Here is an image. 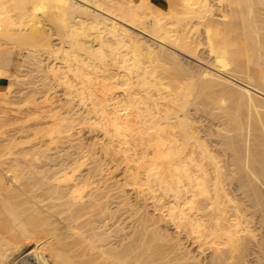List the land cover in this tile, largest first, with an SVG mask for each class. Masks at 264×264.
<instances>
[{
  "label": "bare ground",
  "instance_id": "bare-ground-1",
  "mask_svg": "<svg viewBox=\"0 0 264 264\" xmlns=\"http://www.w3.org/2000/svg\"><path fill=\"white\" fill-rule=\"evenodd\" d=\"M0 76V264H264V0H0Z\"/></svg>",
  "mask_w": 264,
  "mask_h": 264
},
{
  "label": "rangeland",
  "instance_id": "rangeland-1",
  "mask_svg": "<svg viewBox=\"0 0 264 264\" xmlns=\"http://www.w3.org/2000/svg\"><path fill=\"white\" fill-rule=\"evenodd\" d=\"M9 8H12V12L14 13V15H12L11 16V19L12 20H14V21H17L18 22V20L20 19V18H22V16L20 15V10H16V8L14 7H12V5H10L9 6ZM11 13V12H10ZM12 13V14H13ZM16 13H17V15H16ZM13 25H18V23H15V24H13ZM16 51H18V50H15V52H14V58L16 59L17 57H18V54H17V52ZM184 56V55H183ZM184 57H187V56H184ZM187 59H189L190 60V57H187ZM191 59H193V58H191ZM193 61H196V63H197V61H198V63H199V60H197L196 58H194V60ZM200 65H203V64H205V62L203 63V61L202 62H200L199 63ZM204 66V65H203ZM206 67H208V68H211L209 65H207V63H206ZM213 70V69H212ZM7 82V79H5V82H4V84ZM37 83H39V81H37ZM3 84V85H4ZM38 86H41V83L40 84H38ZM41 89L42 90H44L42 87H41ZM54 89V88H53ZM53 89L52 90H49V93H51L50 91H52V93L50 94V96H52L53 95V93H54V91H53ZM56 89V88H55ZM192 90H194L195 91V89H192ZM17 92V91H16ZM16 92H12L11 94H9V97H8V99H9V101L11 100H13L12 101V103H11V101H10V104H12V105H10V104H7L8 106H11L12 107V109H13V107H15L16 105H18V106H20V111H19V113L23 110V108L26 106L25 104H23V100H20V99H23L24 97L26 98V95L28 94V92L26 93V92H24L25 94H23V93H20L19 94V92L18 93H16ZM57 96H59L57 93H55ZM14 95V96H13ZM19 95H21V96H19ZM56 95H54V96H56ZM11 96H13V98L11 97ZM15 96H17V98H16V101H15V99H14V97ZM19 96V97H18ZM38 96V95H37ZM201 96L202 95H200L199 97L201 98ZM11 97V98H10ZM28 97V96H27ZM62 97V96H61ZM220 97H223L224 99H225V101L223 102V104H224V107H222V108H220V109H218V107H217V104L219 103V101H218V99H220ZM19 98V99H18ZM24 98V99H25ZM39 99H38V101H40L41 99H40V97H38ZM37 100V99H36ZM22 101V102H21ZM203 101L205 102V103H207V105L208 106H210L211 108H213L214 110H216V111H218V113H220V115H222L223 117H225V118H227V119H229V121H231L230 123H232L233 122V124L236 126V125H238V126H240V125H242V128L241 127H238L237 126V128H240V130L239 131H241V129L242 130H245V128H243V127H245L246 125H244L245 124V120L244 119H246V114H245V109H244V104L242 103V102H239V101H237L235 98H234V96L232 95V94H230V93H226V92H222V91H218V90H216V91H214L213 93H208V94H206V96H205V98H203ZM17 102H20V103H17ZM37 102V101H36ZM1 103V102H0ZM30 104L31 103H29L27 106H30ZM6 105V106H7ZM0 106H1V104H0ZM27 106L24 108L25 110L22 112V113H25L26 111H27ZM31 106H32V104H31ZM31 106H30V108H31ZM10 107V108H11ZM22 109V110H21ZM221 109H223V110H227L226 112H224L223 110H221ZM1 110V109H0ZM1 112V111H0ZM10 112H12V111H7L6 113L7 114H5L6 116L4 117V120L3 121H1V124H0V140H2V139H5L6 141L7 140H9V143L7 144L8 146H11V148H10V150H16L17 148L16 147H19V146H22V142H20V141H26V140H28V139H30V136H24V133L23 132H18V130L20 129L19 128V123L21 122V120L23 119V118H25V116H24V114H19L18 112H12V113H10ZM9 113H10V115H9ZM11 114L13 115V114H15V115H13V116H11ZM200 115V116H203L204 114H202V113H197L196 115H195V117H197V115ZM224 114V115H223ZM19 115V116H18ZM15 116V118H12V117H14ZM16 116H18V117H16ZM204 118L206 117L205 115L203 116ZM203 117H197V118H199L200 120H201V122H203L204 120V123L206 124V123H208V122H206L207 121V117H206V119H204ZM17 118L19 119L18 121H20V122H18L17 121ZM7 119V120H6ZM11 119V120H10ZM13 119V120H12ZM202 119H204V120H202ZM6 121V122H5ZM203 123V124H204ZM230 125H232V124H230ZM229 125V128H231V130H235L233 127L234 126H230ZM17 126V127H16ZM82 126V125H81ZM15 127V128H14ZM86 128V129H83V128ZM10 128H13V129H10ZM17 128H19L18 130H17ZM233 128V129H232ZM10 131H9V130ZM85 130V133H84V131L83 130ZM82 131H83V134H82V131L80 130L79 132H80V134H81V136L82 135H84V137H83V139L85 140L84 142H83V139L81 138V137H79V138H81L82 140H81V142L82 143H84L85 144V147L86 148H88L87 147V140L89 141L88 143H89V145L88 146H90V144H91V141H92V139H91V136L92 137H94L93 138V141H92V145H91V147H89V149H91L92 147L94 148L95 146H96V143L95 142H97V141H95L94 139H95V135H93V134H96L98 137L100 136V134H101V137H100V139H98V144H97V146L96 147H98V146H100V144L103 142V140H104V136L102 137V133L99 131V130H94V129H92V130H94L95 132H92V130H91V128H89V127H87V126H83L82 127ZM88 129H90V130H88ZM6 130H7V132H6ZM238 130V129H237ZM3 131V132H2ZM13 131V132H12ZM20 131V130H19ZM92 133V135H90V133ZM97 131H98V133H97ZM8 132H12V133H8ZM15 133V134H14ZM86 133H88V134H86ZM10 134V136L11 137H8L7 135H9ZM13 134V135H12ZM17 134V135H16ZM21 134H23V135H21ZM79 133H77V136H79L80 135ZM4 135H6L7 136V139H6V136H4ZM16 135V136H15ZM24 136V137H23ZM97 136H96V138H97ZM87 137V138H86ZM89 138V139H88ZM103 140H102V139ZM91 139V140H90ZM20 140V141H19ZM101 141V143H99L100 141ZM2 141H4V140H2ZM14 141V142H13ZM18 142H20V145L18 146V145H15V144H17ZM94 142V143H93ZM5 142H0V151L1 150H5V149H7V147H5L6 146V144H4ZM13 144V145H11V144ZM87 144V145H86ZM94 144H95V146H94ZM24 146H26L27 144L25 143V144H23ZM96 147H95V149H96ZM93 148L91 149V150H93ZM98 150H99V148H97ZM17 150H19V148L17 149ZM98 150H96V151H98ZM6 151V150H5ZM100 152V151H99ZM99 154V153H98ZM259 155H262V157L261 156H259ZM258 156L259 157H261L262 159L264 158V152L261 154V153H259L258 154ZM106 159V161H108V163H107V165L106 164H104V165H106V167H104V169H105V171H107L108 169H106V168H108L109 166L110 167H113L114 169L113 170H116V173L113 171V170H111V172L113 171V175L110 173V170H108L109 171V173H108V171H107V173L110 175H106V176H109V178L111 177V179H113L115 176H117V175H120V176H123L124 174V176H126V173H123L124 171V167H123V165H125V164H121V163H123L124 161H120L119 162V165L117 164L118 163V161H116L115 160V162L114 161H112L111 162V160L109 161L107 158H105ZM263 161H264V159H263ZM114 162V163H113ZM117 162V163H116ZM112 163V165H115V166H119V169L117 170V169H115V167L114 166H111V165H109L108 166V164H111ZM116 163V164H115ZM125 163V162H124ZM263 163V165H264V162H262ZM118 166L116 167V168H118ZM109 167V168H110ZM120 167H122V168H120ZM264 167V166H263ZM111 169V168H110ZM122 169V170H121ZM120 173V174H119ZM112 175V176H111ZM119 177V176H118ZM120 178V177H119ZM119 178H115V179H113L114 181L116 180V179H118V180H116V182H114V181H112L113 183H115V185L117 184H120V182H123L124 180H126V177H122L121 178V180L119 179ZM111 179H109V180H111ZM118 181H119V183H118ZM130 186H128L126 189H128L127 191H126V189H125V191L127 192H124V196L126 197V195H131L132 193L134 194V191L133 192H130V191H132V189H130L129 188ZM128 191H129V193H128ZM133 194L130 196V197H128L127 196V198H129V200L130 201H135L136 200V196L135 197H132L133 196ZM135 195V194H134ZM263 195H264V188H263ZM144 196H142V197H138V200H136L135 202H137V204H135V205H142V202H144L145 200H143L142 198H143ZM144 198H146V197H144ZM134 199V200H133ZM141 199V200H140ZM264 199V197H262L261 198V200H263ZM140 201V202H139ZM132 202V203H133ZM134 202V203H135ZM146 203L148 202V203H150V201L149 200H146L145 201ZM145 202L143 203V204H145ZM263 203H264V201H263ZM149 210H150V207H147ZM151 212H154L155 214H157L158 212L157 211H152V208H151V210H150ZM126 214V213H125ZM163 222H161V224H162ZM167 224V225H166ZM170 224V225H169ZM168 225H169V228H168ZM162 228L165 230V231H167V232H169V233H171V232H173L172 234H173V236L176 238V236H177V234H176V228H174L173 227V225H171V223H163L162 224ZM166 226V227H165ZM171 226V227H170ZM173 228V229H172ZM167 229H169L170 231H168ZM179 236H181L182 237V233L181 234H179ZM180 237V238H181ZM184 237V236H183ZM182 237V241H184L183 243H184V245L185 246H187L188 248H190V249H192V250H196V247H195V244H193L192 242H191V240H188V239H186V238H183ZM188 242V243H187ZM191 242V244H189ZM32 243V242H31ZM31 243H29L26 247H29L30 245H31ZM189 244V245H188ZM192 245H193V247H195V248H192ZM191 246V247H190ZM195 250L193 251L195 254H197L198 252H195ZM198 251V250H197ZM205 252H207V250H205ZM44 256H42V259L40 260V259H38V258H35L36 259V264H39L41 261H42V263L43 262H45V264H50L49 262H51V260H50V258H49V256H48V251H44ZM200 254V253H199ZM199 256V255H198ZM200 256H201V254H200ZM45 257V258H44ZM28 259H31V257H27ZM27 259V260H28ZM40 260V261H39Z\"/></svg>",
  "mask_w": 264,
  "mask_h": 264
},
{
  "label": "crops",
  "instance_id": "crops-1",
  "mask_svg": "<svg viewBox=\"0 0 264 264\" xmlns=\"http://www.w3.org/2000/svg\"><path fill=\"white\" fill-rule=\"evenodd\" d=\"M5 79H7L6 77H4V76H0V90H2V89H4L5 88V86L7 85V83H8V79H7V82L4 84V82H5ZM4 84V85H3Z\"/></svg>",
  "mask_w": 264,
  "mask_h": 264
}]
</instances>
